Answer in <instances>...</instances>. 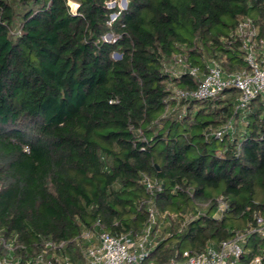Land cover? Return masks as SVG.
I'll return each mask as SVG.
<instances>
[{
  "label": "trees",
  "instance_id": "16d2710c",
  "mask_svg": "<svg viewBox=\"0 0 264 264\" xmlns=\"http://www.w3.org/2000/svg\"><path fill=\"white\" fill-rule=\"evenodd\" d=\"M109 1L72 0L73 12L68 0H0V236L31 253L63 242L84 264L82 231L98 222L137 237L152 201L162 217L143 264L236 233L239 263L264 264V97L236 112L235 89L177 99L172 88L196 81L162 72L176 54L187 66L246 69L237 24L249 18L264 39V0ZM228 121L232 133L210 134ZM142 174L160 190L150 194Z\"/></svg>",
  "mask_w": 264,
  "mask_h": 264
},
{
  "label": "built area",
  "instance_id": "2783aa9c",
  "mask_svg": "<svg viewBox=\"0 0 264 264\" xmlns=\"http://www.w3.org/2000/svg\"><path fill=\"white\" fill-rule=\"evenodd\" d=\"M237 33L244 44L246 69L225 72L214 59L209 60L204 68L187 66L184 57L176 54L171 63L163 64L162 72L170 78L186 74L196 81V88L174 87L171 89L172 96L185 100H207L219 97L228 89H235L238 92L235 112L245 110L257 97H264V39L259 37L258 27L246 17L239 19ZM233 131V123L228 121L210 134L221 139L224 134ZM140 181L150 194L160 190L159 181L146 174L141 175ZM226 208V203L219 200L218 212L222 213ZM159 217L162 215L150 201L147 226L137 237L129 233L113 234L99 228L98 222L94 229L82 231L77 241L84 264H143L155 244L153 229ZM257 223H262V219L257 218ZM245 241L244 234L236 233L232 238L222 240L218 246L208 245L196 254L184 251L182 260H170L165 264H237L244 252ZM63 247V242L43 240L40 248L31 253L25 245L18 243L16 236H0V264H72ZM249 264H262L261 258L255 257Z\"/></svg>",
  "mask_w": 264,
  "mask_h": 264
},
{
  "label": "rangeland",
  "instance_id": "374dc122",
  "mask_svg": "<svg viewBox=\"0 0 264 264\" xmlns=\"http://www.w3.org/2000/svg\"><path fill=\"white\" fill-rule=\"evenodd\" d=\"M126 3H127V0H110L109 3H108V7L109 8H113L114 6H117L119 7L120 9H123L125 8L126 6ZM75 4V3H74ZM76 9V8H75ZM115 17V15H112V19ZM112 37H108V35L105 37V40H110ZM114 57L115 58H118L119 55L117 53L114 54ZM162 219V218H160ZM164 223L161 224V226L159 227V231H161L162 227H163ZM182 260V259H181ZM237 264H240L239 261H237Z\"/></svg>",
  "mask_w": 264,
  "mask_h": 264
},
{
  "label": "clouds",
  "instance_id": "9594fccd",
  "mask_svg": "<svg viewBox=\"0 0 264 264\" xmlns=\"http://www.w3.org/2000/svg\"><path fill=\"white\" fill-rule=\"evenodd\" d=\"M68 3H69V5L71 6V8H72V10H73V12H74V11H75V8H77L78 5L74 4V3L72 2V0H68Z\"/></svg>",
  "mask_w": 264,
  "mask_h": 264
},
{
  "label": "water",
  "instance_id": "95a60500",
  "mask_svg": "<svg viewBox=\"0 0 264 264\" xmlns=\"http://www.w3.org/2000/svg\"><path fill=\"white\" fill-rule=\"evenodd\" d=\"M108 37H110V35H108Z\"/></svg>",
  "mask_w": 264,
  "mask_h": 264
}]
</instances>
